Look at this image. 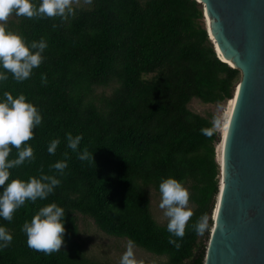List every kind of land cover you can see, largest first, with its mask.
I'll use <instances>...</instances> for the list:
<instances>
[{"label": "trees", "instance_id": "1", "mask_svg": "<svg viewBox=\"0 0 264 264\" xmlns=\"http://www.w3.org/2000/svg\"><path fill=\"white\" fill-rule=\"evenodd\" d=\"M40 2L32 0L34 6ZM72 7L74 15L66 20L13 13L5 26L29 47L42 38L48 45L41 65L23 82L0 66L8 76L0 81V102L5 92L23 94L43 118L25 142L35 159L10 169L6 184L41 175L61 183L47 199L26 201L11 222L0 217V226L13 236L0 248V264H105L87 255L78 213L107 234L167 257L142 264H204L220 189L223 133L219 126L211 137L203 135L215 117L189 105L193 99L220 104L235 98L240 70L218 56L198 0H92ZM107 87L110 94L98 92ZM68 133L82 136L77 151L68 148ZM55 139L60 143L52 155L48 146ZM85 148L94 160L78 158ZM15 158L13 148L9 159ZM58 161L67 162L63 175L51 167ZM167 178L179 180L195 205L183 239L176 238L179 250L168 243L167 224L152 212L150 189L160 193ZM50 203L64 208L66 231L61 250L45 255L28 247L22 227ZM201 216L207 228L197 235L193 225Z\"/></svg>", "mask_w": 264, "mask_h": 264}, {"label": "water", "instance_id": "2", "mask_svg": "<svg viewBox=\"0 0 264 264\" xmlns=\"http://www.w3.org/2000/svg\"><path fill=\"white\" fill-rule=\"evenodd\" d=\"M198 2L218 56L241 72L204 264H264V0Z\"/></svg>", "mask_w": 264, "mask_h": 264}, {"label": "clouds", "instance_id": "3", "mask_svg": "<svg viewBox=\"0 0 264 264\" xmlns=\"http://www.w3.org/2000/svg\"><path fill=\"white\" fill-rule=\"evenodd\" d=\"M84 2L91 4L92 0ZM73 3H79V0H41L39 6H34L32 0H0V66L11 73L17 82L29 79L33 69L41 65L42 53L48 45L42 38L38 42L33 41L30 47L27 46L19 34L6 29L5 24L10 15L15 13L16 16L29 19L60 17L66 20L69 15H74ZM7 79L8 76L0 72V81ZM4 97L3 102H0V186L4 188L0 194V217L11 222L15 211L26 201L35 203L38 199H47L61 181L54 175H41L39 178L31 177L28 181L13 179L6 184L10 178V169L35 159L33 148L25 142L34 138L33 129L41 125L43 118L38 108L28 102L23 94L14 98L10 92H5ZM218 127L219 121L216 120L211 128L201 129V133L211 137ZM81 140L82 136L73 137L68 133V148L77 151ZM59 143L58 139L50 142L49 154H55ZM13 148L17 151V158L10 160ZM78 158L82 161L94 160V156L86 148L79 153ZM51 167L63 175L68 165L66 161H58ZM159 191L161 194L159 208L163 210V215L168 221L167 231L170 234L168 243L179 250L181 244L176 238L183 239L186 226L193 216V211L188 207L190 193L175 178L162 180ZM64 217V208L55 203L40 208L31 222H25L22 227L27 236L28 247L45 255L59 252L64 244L66 231ZM206 228V216H201L193 225L197 235H203ZM12 240L13 236L5 227L0 226V248H7ZM133 249L134 244L129 241L119 264H138Z\"/></svg>", "mask_w": 264, "mask_h": 264}, {"label": "rangeland", "instance_id": "4", "mask_svg": "<svg viewBox=\"0 0 264 264\" xmlns=\"http://www.w3.org/2000/svg\"><path fill=\"white\" fill-rule=\"evenodd\" d=\"M73 4L82 5L84 2L83 0H79V3ZM8 20L5 26L8 24ZM205 25L207 26V20H205ZM98 92H106L110 94L111 87L99 88ZM228 105L229 101L227 103L223 102L220 104H212L204 103L199 99H193L189 106L196 112L202 113L204 115H213L215 120L219 121V126L222 132L227 120ZM150 196L152 201V212L155 219L160 224H167V218L164 217L163 210L159 208L161 194L157 193L154 189H150ZM188 207L193 211L195 205L189 202ZM77 218L80 230L79 239L85 244L87 255L90 258L105 264H119L123 253L126 251L129 239L126 237L107 234L101 230L95 221L89 216L78 213ZM133 250L138 264H142L146 261L162 262L167 259V257L164 255L161 256L154 254L135 244Z\"/></svg>", "mask_w": 264, "mask_h": 264}, {"label": "bare ground", "instance_id": "5", "mask_svg": "<svg viewBox=\"0 0 264 264\" xmlns=\"http://www.w3.org/2000/svg\"><path fill=\"white\" fill-rule=\"evenodd\" d=\"M222 58H223L224 61H226L228 63H232L231 59H225L223 56H222ZM234 103H235V98L229 100V105H228V109H227L228 110L227 111V120H226V123H225L224 130L222 131L223 136H225L226 133H227V129H228V125H229V122H230L231 115H232V110H233V107H234ZM223 145L224 144H223L222 141L218 145V159H219V162H222Z\"/></svg>", "mask_w": 264, "mask_h": 264}]
</instances>
